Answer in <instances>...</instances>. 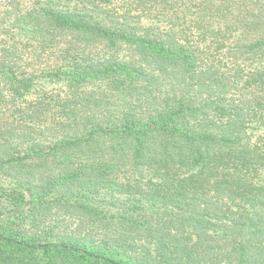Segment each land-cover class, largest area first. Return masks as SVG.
Segmentation results:
<instances>
[{"label":"trees","instance_id":"16d2710c","mask_svg":"<svg viewBox=\"0 0 264 264\" xmlns=\"http://www.w3.org/2000/svg\"><path fill=\"white\" fill-rule=\"evenodd\" d=\"M0 264H264V0H0Z\"/></svg>","mask_w":264,"mask_h":264}]
</instances>
